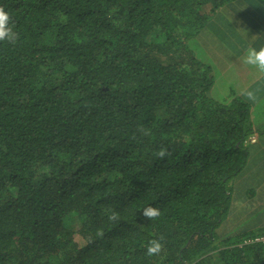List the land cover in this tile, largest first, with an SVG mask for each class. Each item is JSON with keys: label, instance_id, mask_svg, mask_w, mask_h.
Segmentation results:
<instances>
[{"label": "trees", "instance_id": "16d2710c", "mask_svg": "<svg viewBox=\"0 0 264 264\" xmlns=\"http://www.w3.org/2000/svg\"><path fill=\"white\" fill-rule=\"evenodd\" d=\"M235 1L0 0V264H264V228L215 233L250 106L189 46Z\"/></svg>", "mask_w": 264, "mask_h": 264}, {"label": "crops", "instance_id": "0c3cea01", "mask_svg": "<svg viewBox=\"0 0 264 264\" xmlns=\"http://www.w3.org/2000/svg\"><path fill=\"white\" fill-rule=\"evenodd\" d=\"M235 2L241 4V9L245 7L246 11H249L244 22L247 27L244 25V29H240L247 33L240 30L237 32L235 28L229 26V33L224 32L223 28L220 32L218 31L217 36H212L208 31H217L218 26L214 21H209L205 26V42L209 43V46L205 48V59L208 58L207 54L211 56L218 55V52L225 53L228 58L226 57L222 63H217L215 58L210 59L214 60L213 63L210 62V71L214 68L212 65H218V70L221 69L224 74L226 71L230 73L228 79L224 80L225 83L219 81L216 84L213 92L216 93L220 89L222 95L228 97L226 100L220 101L229 102L233 98L239 97L250 106V120L254 127V134L246 145L248 150L246 164L233 179L234 181L232 180L233 191L229 193V211L230 208L238 207L237 210L242 214L257 215L264 214V77H261L254 69L243 65L237 57L242 55L244 48L249 44L257 49L264 47V0H238ZM235 2L224 7L232 10ZM241 19L243 18L241 17ZM208 49H211V52ZM211 76L214 80L213 72H211ZM249 87L258 96L257 104H252L240 94L242 89ZM262 228H264L263 224L256 226L253 230L257 231ZM218 235L225 236L220 231Z\"/></svg>", "mask_w": 264, "mask_h": 264}, {"label": "rangeland", "instance_id": "374dc122", "mask_svg": "<svg viewBox=\"0 0 264 264\" xmlns=\"http://www.w3.org/2000/svg\"><path fill=\"white\" fill-rule=\"evenodd\" d=\"M236 4L232 6V10L224 7L221 8L219 11H217L215 13V15L213 16V18L210 20L214 21L217 26L218 29L217 31H208L211 33L212 36L214 35H218V31L220 32L221 29L224 28V32L229 33L230 30L228 28H230L229 26L235 28L237 30V32L243 28L244 29V25L246 26L245 19L249 14V11H246V8L243 7V9L240 8V5L238 2H235ZM241 16L243 19H241ZM242 20V21H241ZM237 26H234L236 25ZM227 27V28H226ZM212 38V37H210ZM190 50L191 52L194 54V56L199 59L202 63L206 64L209 66V69H211L210 66V62H214L211 61V58H215L218 62L217 63H222L223 60L226 59V55L223 52L220 53L218 52V55H211L207 54L208 58L205 59V48L209 46V43L205 42V28L202 30V32L196 37L194 38L191 42H190ZM209 52H211V49H208ZM228 58V57H227ZM214 68L212 69L211 72H213V86L210 89V95L213 99L216 100H226L228 97L227 96H223L221 90H217L216 93L213 92V90L215 89L214 87L216 86V84L220 81L221 83H225L224 80L228 79L227 77L230 76V73L228 71H226V74L223 73V71L221 69L218 70V65H212ZM232 71V70H230ZM233 72V71H232ZM231 72V73H232ZM218 78H217V77ZM215 82V84H214ZM229 91V90H228ZM230 93V91H229ZM228 93V94H229ZM234 179V178H233ZM232 179V180H233ZM231 180V181H232ZM228 181V190L229 193L231 191H233V181ZM238 207L235 208H230V211L228 212V216L226 217L225 220L222 221V223L220 224V226L215 230L216 235H218L219 231L221 232V234L226 236H232V235H238V234H242L245 232H251L254 228H256V226H259L261 224H263L264 226V214H257V215H250V214H242L240 213L238 210ZM230 214V216H229ZM216 242V240L214 241ZM213 251V250H211Z\"/></svg>", "mask_w": 264, "mask_h": 264}, {"label": "clouds", "instance_id": "9594fccd", "mask_svg": "<svg viewBox=\"0 0 264 264\" xmlns=\"http://www.w3.org/2000/svg\"><path fill=\"white\" fill-rule=\"evenodd\" d=\"M15 25L12 21L11 14L5 10L4 7H0V42H7L9 44H16L18 40V33L14 30ZM247 33L244 30H240ZM237 59L245 66L254 69L261 77H264V47L257 49L252 44H249L244 48L241 56ZM241 96L252 104L258 103V96L252 88H244L241 90ZM144 135H148V132L144 129H139ZM171 155L167 148H161L156 156L160 159ZM143 217L147 220H156L161 216V210L159 207L148 206L142 210ZM108 219L110 221H117L119 214L112 212ZM164 238L161 236L158 239H152L148 242L146 248V255L149 257L159 256L164 251Z\"/></svg>", "mask_w": 264, "mask_h": 264}, {"label": "built area", "instance_id": "2783aa9c", "mask_svg": "<svg viewBox=\"0 0 264 264\" xmlns=\"http://www.w3.org/2000/svg\"><path fill=\"white\" fill-rule=\"evenodd\" d=\"M254 241H262V242H264V235L261 236V237L255 238Z\"/></svg>", "mask_w": 264, "mask_h": 264}]
</instances>
